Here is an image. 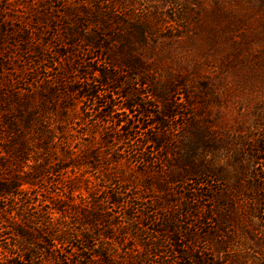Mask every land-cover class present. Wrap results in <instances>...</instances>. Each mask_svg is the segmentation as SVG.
Returning <instances> with one entry per match:
<instances>
[{
    "label": "trees",
    "instance_id": "16d2710c",
    "mask_svg": "<svg viewBox=\"0 0 264 264\" xmlns=\"http://www.w3.org/2000/svg\"><path fill=\"white\" fill-rule=\"evenodd\" d=\"M125 1L0 0V140L6 142L0 144V264H245L246 255L239 254L248 247L243 242L235 245L238 236L227 234L234 231L233 219L241 233L253 228L257 244L264 245V214H228L232 207L228 201L235 209L239 200L246 201L249 211L255 210L257 201L264 207V186H245L241 163L227 173L204 158L206 155L194 149L182 150L190 140H195L197 150L208 147L201 142L207 140L206 132L198 133L194 121L198 81L188 73L149 61L152 54L146 46L150 43L153 49L160 38L169 48L185 46L189 57H200L194 37L182 35L188 28L185 8L164 0L174 11L170 22L160 23L142 1ZM192 1L205 12V21H211L206 33L216 41L228 42L227 49L216 47L221 49L223 60L215 67L222 74L246 59L239 54L244 44H249L245 41L264 42V22L257 19V27L249 24L254 15L250 6L259 0ZM207 1L216 13L205 10ZM257 47L251 44L244 51L256 57L260 55L256 52L264 51V45ZM64 63L75 66L64 72V77L77 76L66 88L65 99L78 105L81 118L93 114L97 126L104 131L112 129L101 135L104 142L111 141L114 134L125 138L124 150L112 162H121L141 174L140 186L112 178L101 182L100 190L90 193L78 206H72L60 198L62 187L52 179L87 163L83 162L84 154L69 160L71 163L59 160L47 171H33L22 179L11 172L6 156L12 157L5 147L21 139L24 126L37 131L44 150L55 142L36 105V100L48 98L41 88H33L37 81L32 79L26 88H12L13 80L6 76L22 72L25 66L31 75L33 71L35 75L49 73ZM124 70L132 75L127 84L137 81L138 87L150 88L147 98L156 103L154 106L145 103L135 90L121 92L122 81L118 79ZM21 90L24 92L19 93ZM76 125L79 131L83 129ZM177 134H181L180 145L174 152ZM60 143L66 146L63 157L71 159L70 144ZM229 176L233 191L222 192L221 188L216 192L207 186L211 180L223 187L220 182ZM42 179L50 182L48 196L40 192ZM261 181L264 185V178ZM66 189L79 191L74 184ZM207 202L212 205L205 206ZM52 214H83L84 225H107L118 232L119 247L97 239L95 231L53 224ZM107 214H117L114 222H109Z\"/></svg>",
    "mask_w": 264,
    "mask_h": 264
},
{
    "label": "rangeland",
    "instance_id": "374dc122",
    "mask_svg": "<svg viewBox=\"0 0 264 264\" xmlns=\"http://www.w3.org/2000/svg\"><path fill=\"white\" fill-rule=\"evenodd\" d=\"M140 1H142L141 4L152 16L158 18L160 23H162V20L170 22L171 12L174 11L170 3L164 2V0ZM173 1L183 5L185 8L184 13L188 28L184 30L182 35L194 37L195 41H192L199 46L198 55L200 57L196 60L194 59L195 57H189L188 53L184 51L187 49L185 46H177L173 49L169 48L170 45H165V40L162 38L158 39L153 49L149 43L146 46V50L152 54L151 59H149L150 62H158L165 67H171L180 72L188 73L198 81V94L193 102L194 121L199 131L198 133L202 134V132H206L207 137H205L207 140L201 142L207 143L208 147L207 149L197 150L194 148L195 140H190L186 143L185 147H182V150L186 152L189 149H194L198 153L206 155L204 158L209 160L215 167H221L227 173L233 171L238 163H241L245 170L244 185L263 187L264 185H262L261 181L264 178L263 166L259 163H264V51L256 52V54H260L257 55L260 56L257 58V56L252 57L254 55L244 50L251 44L257 45V48H260L264 45V42L257 43L250 39L245 41L244 43L249 44H244L239 54H242L241 57L246 56V59L240 64H234L231 68L227 67L224 74H222L215 66L217 68L221 66L216 64L218 61L221 63L220 60H223L221 49H227L228 42L223 39L216 41L209 36L210 34L206 33V27L212 25L211 21H205V12L197 9L192 0ZM125 2L128 4V1ZM212 7L211 2H204L205 10L211 11ZM250 7L254 15L249 20V24L257 27L258 24L255 22L257 19L264 22V0H259ZM212 11L215 12V10ZM261 27L264 29V24ZM193 32L196 33V36L192 34ZM217 46L221 47L218 50L220 52L217 51ZM175 51L179 53L178 56L175 54ZM52 58L55 62L58 61L55 56ZM72 67L74 70L75 66L64 63L61 67H56L54 70L49 71V73L44 72L43 74L35 75V71H33L34 76L29 73L30 71L27 69L29 67L25 66L22 72L13 71L12 76H6V79L10 78L13 80L12 88H19V86L20 88H26V84L31 83L32 79L33 82L37 81L34 83L33 88H41L43 94L48 98L44 102H37L36 100V105L39 107L40 118L45 122L49 136H54L55 145L44 150L42 148L43 141L41 137L37 136V131L24 126L21 132V139L16 141L14 146L7 145L5 148H7L8 154L12 157L7 158L6 156L9 164H11V172L21 179L27 173H32L33 171L45 172L47 168L52 167L59 160L68 162L73 158L78 159L81 153L82 155L84 154L86 159L83 162L87 163H80V167L74 168L72 171L69 170L67 173H62L52 179L55 181L54 183L57 187H62L64 195L59 192L60 198L67 205L78 206L90 193L100 190V185L103 181L121 178L133 187H137L140 186L143 176L135 169L126 167L121 162H112L115 160L116 154L125 148L124 142L126 141L122 135L114 134V138L111 141L104 142L101 135L112 129L104 131L101 127L97 126L94 121L96 118L93 114L90 117L81 118L78 105L65 99L66 88L69 87L73 79L77 78L75 74L67 78L64 77V72L70 71ZM73 70L72 72H74ZM131 77V73L126 70L119 76L118 80L122 81L121 92L125 94L131 90H135L139 94L138 96L144 98L145 103L154 106L156 103L147 98L150 88L138 87L136 85L137 81L127 84L126 81H129ZM16 80L20 84H17ZM54 91H57L58 94L52 95ZM22 92L24 91H19V93ZM177 98H180V96ZM68 104L69 109L64 108ZM183 106L185 107V105ZM103 115L104 113H101L100 117ZM118 116L119 118H124L122 115ZM137 120L136 118L135 127L138 126ZM180 121L181 118L177 120L178 123ZM76 123L81 124L80 126L83 128L81 131L78 130ZM6 135V132L2 134L3 137H6ZM180 135L177 134L173 138L174 152H177L176 147L178 148L180 145ZM79 137L80 143L77 144ZM64 141L70 144L68 148L71 151V159L63 157L62 151L66 146L60 142ZM0 144H6V142L0 140ZM15 146L16 153H13L11 150ZM72 146L78 147V149H73ZM79 150H82V152ZM69 162L71 163V161ZM207 182V186H210L211 190L216 192L217 190L220 191L221 188H223L222 192H230L234 189L233 180L230 176L227 180L224 179L223 182H220L223 187L211 180ZM41 184L44 188L40 192L48 196V193L52 190L49 180L42 179ZM73 184L79 188L78 192L71 193L66 189L67 186ZM258 194V190L255 189L254 195L256 198ZM66 196L67 198H65ZM228 203L232 205L228 214H250L251 216L264 214V209L262 213H259L260 208H264L260 206L259 201L256 202L254 211L248 210L246 201L239 200L236 202V209L233 207L234 204L232 202L228 201ZM204 204L205 206L212 205L208 202ZM215 209H218L217 204H215ZM217 212V214H220V211ZM107 216H109V222H114L117 214H107ZM51 219L53 224L59 226L84 229L91 233L95 231L97 239L108 242L115 247L117 246V248L119 247L117 242H120L121 238L116 230H110L107 228V225L105 227L98 225L93 228L89 225H84L83 214H52ZM231 224L234 227V231L228 230V236H238L239 240L234 238V241H237L235 245L238 244L239 246L243 242L249 248H245L244 253L239 254L246 255L245 264H264V245L257 244L253 236L255 233L253 228H247L248 230L241 233L238 227L239 223L235 219H233ZM208 228L206 227L205 230ZM231 232H233L232 235ZM105 235L112 239L106 240L104 238ZM124 244L126 243L124 242ZM127 249L128 247L124 250L127 251Z\"/></svg>",
    "mask_w": 264,
    "mask_h": 264
}]
</instances>
